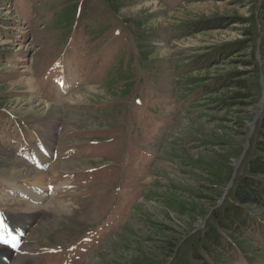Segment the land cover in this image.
Returning a JSON list of instances; mask_svg holds the SVG:
<instances>
[{
    "label": "rangeland",
    "instance_id": "1",
    "mask_svg": "<svg viewBox=\"0 0 264 264\" xmlns=\"http://www.w3.org/2000/svg\"><path fill=\"white\" fill-rule=\"evenodd\" d=\"M0 108V264H196L264 160V0H0Z\"/></svg>",
    "mask_w": 264,
    "mask_h": 264
},
{
    "label": "trees",
    "instance_id": "2",
    "mask_svg": "<svg viewBox=\"0 0 264 264\" xmlns=\"http://www.w3.org/2000/svg\"><path fill=\"white\" fill-rule=\"evenodd\" d=\"M2 124L3 120L0 126ZM230 196L232 203L217 212L216 223L192 242V259L196 264H214L224 258L233 260L228 254L232 250L237 255L251 253L248 247L239 243L246 240L245 232L254 227L264 228V218L251 211L253 206L264 208V160L256 158L247 164V172Z\"/></svg>",
    "mask_w": 264,
    "mask_h": 264
},
{
    "label": "bare ground",
    "instance_id": "3",
    "mask_svg": "<svg viewBox=\"0 0 264 264\" xmlns=\"http://www.w3.org/2000/svg\"><path fill=\"white\" fill-rule=\"evenodd\" d=\"M33 183L35 186L37 185L38 188H40L38 191L35 187L31 186V187H27V188H23L21 185L18 184H13V182H9V184L13 185L15 187V189H17V191H22L23 194L25 195H29V201L27 202L29 204V206H27V208L29 209H34L35 211H42V210H48V206L50 205H39V204H34V202L38 203L40 198L43 197V195H41V190L43 189L42 184H44L45 181V176L42 175L41 171H37L35 173V175L33 176ZM63 203V202H62Z\"/></svg>",
    "mask_w": 264,
    "mask_h": 264
},
{
    "label": "snow or ice",
    "instance_id": "4",
    "mask_svg": "<svg viewBox=\"0 0 264 264\" xmlns=\"http://www.w3.org/2000/svg\"><path fill=\"white\" fill-rule=\"evenodd\" d=\"M6 242V241H5Z\"/></svg>",
    "mask_w": 264,
    "mask_h": 264
}]
</instances>
